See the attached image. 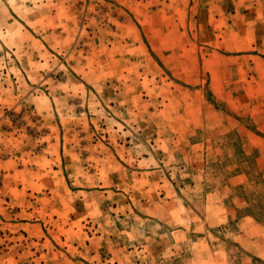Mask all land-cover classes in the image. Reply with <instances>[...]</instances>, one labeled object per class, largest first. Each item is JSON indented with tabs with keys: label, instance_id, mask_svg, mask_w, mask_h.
<instances>
[{
	"label": "rangeland",
	"instance_id": "1",
	"mask_svg": "<svg viewBox=\"0 0 264 264\" xmlns=\"http://www.w3.org/2000/svg\"><path fill=\"white\" fill-rule=\"evenodd\" d=\"M0 264H264V0H0Z\"/></svg>",
	"mask_w": 264,
	"mask_h": 264
}]
</instances>
